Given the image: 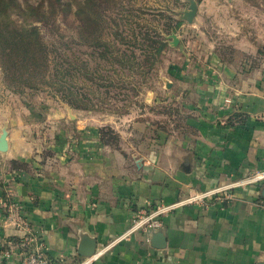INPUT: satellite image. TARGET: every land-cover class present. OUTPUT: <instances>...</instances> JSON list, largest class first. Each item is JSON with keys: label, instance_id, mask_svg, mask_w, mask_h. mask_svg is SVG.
<instances>
[{"label": "crops", "instance_id": "0c3cea01", "mask_svg": "<svg viewBox=\"0 0 264 264\" xmlns=\"http://www.w3.org/2000/svg\"><path fill=\"white\" fill-rule=\"evenodd\" d=\"M198 24L201 35L216 32L219 45L215 51L206 36L192 41L193 54L173 59L166 73L172 128L145 145L110 146L89 112L61 105L55 121L45 122L44 152L33 155L28 132L0 113V132L8 131L0 200L10 195L22 204L58 264L88 258L79 253L86 241L98 253L91 264H264V180L236 187L226 204L174 210L148 240L137 232L114 241L140 208L264 168V53L257 54L264 47V0H199L193 21L182 26ZM0 235L19 237L3 223L1 205ZM0 264H20L18 253L0 251Z\"/></svg>", "mask_w": 264, "mask_h": 264}, {"label": "rangeland", "instance_id": "374dc122", "mask_svg": "<svg viewBox=\"0 0 264 264\" xmlns=\"http://www.w3.org/2000/svg\"><path fill=\"white\" fill-rule=\"evenodd\" d=\"M16 1L23 6L35 5L40 0ZM65 1L70 0H62ZM83 1L71 0L69 11L58 13L51 26L32 23L40 28L45 43L66 49L69 57L63 56L62 67L71 70L69 89L13 92L0 70V113L11 116L28 132L33 155L44 152L43 140L50 135L45 134L44 127L55 121V110L61 105L89 112L100 139L113 147L130 149L139 140L145 145L158 131L168 132L175 111L173 102L166 97V73L172 68L171 62L183 54H193L192 41L206 36L216 42L215 51L219 45L220 38L213 30L204 36L198 31L199 24V28L192 29L182 26L186 22L182 11L188 9V0H110L102 4L100 14L91 6L88 14L94 21L89 24L86 38L83 13L75 14ZM19 11L14 7L8 12L9 19L16 24L23 22ZM182 30L187 32L186 36H182ZM172 34L177 36L176 45L172 43ZM159 44L162 46L157 52ZM226 50L231 55L232 51ZM263 53L262 46L257 54ZM68 90L71 93L66 98L73 105L62 99L63 92Z\"/></svg>", "mask_w": 264, "mask_h": 264}, {"label": "trees", "instance_id": "16d2710c", "mask_svg": "<svg viewBox=\"0 0 264 264\" xmlns=\"http://www.w3.org/2000/svg\"><path fill=\"white\" fill-rule=\"evenodd\" d=\"M97 1L96 3L93 0H84L75 11L77 15L83 13L86 38L90 33L89 24L94 21L88 14V9L94 6L100 14L102 4L110 0ZM70 4L71 0H40L35 5L27 3L20 6L16 0H0V70L10 90L34 93L69 89L73 79L71 70L68 66L62 67L63 56L69 57L66 49L45 43L40 28L32 23L34 21L51 26L58 13L69 11ZM14 7H18L20 15L23 16V22L20 24L14 23L8 17L9 10ZM161 46L162 44H159L155 51L158 52ZM63 93L62 99L67 100L66 96H70L71 91ZM67 102L73 105L72 101Z\"/></svg>", "mask_w": 264, "mask_h": 264}, {"label": "built area", "instance_id": "2783aa9c", "mask_svg": "<svg viewBox=\"0 0 264 264\" xmlns=\"http://www.w3.org/2000/svg\"><path fill=\"white\" fill-rule=\"evenodd\" d=\"M264 180V168L243 178L219 185L210 189L197 191L170 203H159L155 206L143 207L136 210L130 219L129 227L114 241L130 238L135 233H142L144 239L151 230L163 226V218L174 210L187 205L207 207L211 202L226 204L232 199V192L236 187L255 184ZM3 209V223L14 228L19 237L16 241L0 235V251L4 257L17 252L20 264H58L48 254V248L42 237L33 229L23 212L22 204L10 195L0 200ZM98 253L82 259L76 264H91Z\"/></svg>", "mask_w": 264, "mask_h": 264}, {"label": "water", "instance_id": "95a60500", "mask_svg": "<svg viewBox=\"0 0 264 264\" xmlns=\"http://www.w3.org/2000/svg\"><path fill=\"white\" fill-rule=\"evenodd\" d=\"M189 1V6H188V9H184L182 11V17L183 19L188 22V23H191L193 21V18L195 16V11H196V7H197V2L195 0H188ZM172 37V43L174 45L177 44L178 42V39H177V36L175 34H172L171 35ZM7 135H8V131H7V128L6 126L2 127L1 129V132H0V151L1 152H4L7 150L8 148V140H7ZM159 233H161L160 231H158L156 234L159 235ZM87 242V241H86ZM86 242H84L81 247H80V251L79 253L82 255V256H90L93 254L94 252V243L92 241H90L88 245H85L87 244ZM87 248L83 251V248ZM82 248V250H81Z\"/></svg>", "mask_w": 264, "mask_h": 264}]
</instances>
